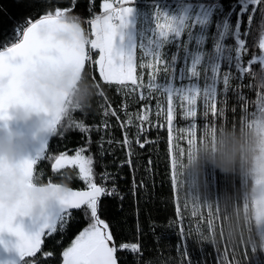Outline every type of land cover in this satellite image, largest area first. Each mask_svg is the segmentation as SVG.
I'll use <instances>...</instances> for the list:
<instances>
[{"label":"trees","instance_id":"trees-1","mask_svg":"<svg viewBox=\"0 0 264 264\" xmlns=\"http://www.w3.org/2000/svg\"><path fill=\"white\" fill-rule=\"evenodd\" d=\"M217 2L225 11L236 6L234 23L240 11L239 0ZM151 3L152 0H137L136 6L144 9ZM102 4L103 0H0V49L16 42L17 29L22 32L29 20L49 12L54 14L60 8L84 21L101 14ZM251 7L239 17L241 38L245 39L247 49L242 53L243 67H249V60L261 55L258 43L264 16L261 6H256L254 15ZM249 15H253L251 25ZM214 36L215 29H212L209 45ZM227 43L234 46L231 39ZM164 51L169 61L173 54L181 57L176 64L178 74L184 67L183 52L175 45H169ZM137 55L139 58V51ZM93 56H98V52L94 51ZM250 67L249 72L241 74L235 68V61L228 67L222 65L221 74L230 72V79L227 92L222 83L218 87L215 116L210 111L204 114L201 99L197 116L186 119L181 102L175 100L171 133L165 116L157 115L158 102L165 111L167 108L159 92L141 100L140 92L147 96V89L132 93L130 82L127 88L108 84L100 78L97 65L92 73L86 67L84 72L96 84V92L91 107L75 112L72 121L83 122L88 131L83 132L72 124L61 126L55 136L47 137L48 146L37 161L36 175L44 182L63 179L70 187L86 188L78 177V169L53 171L51 168L55 156L64 152L74 155L77 149H86L84 155L93 158L95 182L102 185L113 180L119 189L117 194L102 197L98 209L113 232L118 264H264V221L259 219L255 199L256 174L239 165L229 172H222L211 164L196 173L186 167L195 147L206 138L214 137L225 128L237 129L245 121L255 122L264 117V111L260 112L264 109V86L259 79L261 65L254 63ZM148 71L137 69L138 75L143 72L145 85ZM158 79L162 83L164 74ZM200 83H204L203 72ZM145 107L149 121L140 125L134 114L142 113ZM113 111L116 115L111 114ZM128 114H133L131 125L127 123ZM192 124L195 130L188 134ZM138 127L143 131L138 132ZM125 133L133 141L131 155L129 146L123 143ZM137 138L145 144L143 148L135 143ZM105 173L107 179H102ZM86 212V209L71 211L63 228L58 225L55 233H46L40 251L28 259L33 264H62L63 249L90 223ZM121 243H137L140 247L132 253L119 250ZM46 253L52 255L46 256Z\"/></svg>","mask_w":264,"mask_h":264},{"label":"snow or ice","instance_id":"snow-or-ice-1","mask_svg":"<svg viewBox=\"0 0 264 264\" xmlns=\"http://www.w3.org/2000/svg\"><path fill=\"white\" fill-rule=\"evenodd\" d=\"M136 4L137 0H103V14L91 19V34L87 35V40H81L79 36H74L71 42L53 39L55 30L66 27L59 22V18L67 13V9L57 8L54 14L49 12L34 22L29 20L22 32L17 29L16 42L0 50V120L8 118V110L12 105L31 102L23 90L24 75L30 67L37 63H71L77 70L85 71L86 62L92 61L90 50L98 51V58L93 63L98 66L99 76L104 82L124 88L130 82L132 93L147 89V96L143 91L140 92L141 100L150 98L153 92H159L164 97L166 111L158 102L157 115L165 116L170 133L176 109L174 101L177 99L181 102L186 119L197 116V105L201 99L205 115L209 111L214 116L217 114L218 87L222 83L227 92L230 79V72L221 74L222 65L228 67L235 61V68L243 74L251 70L252 64L259 63V79L261 86H264V20L261 21L258 43L261 55L249 60V67H243L242 53L247 49L245 39L241 38L239 18L248 11L249 6H252L253 15L257 11L256 6H261L260 11L264 16V0H239L240 11L236 13L234 23L232 17L236 6H232L231 11H225L217 0H152L144 9ZM253 15L248 16L249 25ZM212 29H215V36L209 45ZM185 35L186 40L183 39ZM244 35H247V31ZM230 39L234 46L227 43ZM169 45H175L178 51L183 52L184 67L179 69L178 74L176 64L181 57L173 54L170 61L166 59L164 50ZM138 68L149 70L146 85L143 72L137 73ZM202 72L203 85L200 83ZM162 73L164 80L161 83L158 77ZM111 114L116 115L114 111ZM134 115L140 125L149 121L147 107L142 113ZM127 123H133V114H128ZM72 124L83 132L88 131L83 122L71 121L69 125ZM194 130L195 124H192L187 130L188 134ZM142 131L143 128L138 127V132ZM57 132L54 130L51 136ZM123 143L129 146L131 155L133 141L128 139L127 133ZM135 143L141 148L145 146L139 138ZM47 146L45 143L22 162L29 176L36 174L35 166ZM85 151V148H79L74 155L61 153L55 156L51 168L53 171L70 167L78 169V177L86 184V189L73 190L69 187L39 216L29 214L22 205L5 208L0 204V264H33L28 258L35 257L40 251L45 234L55 233L58 225L63 228L71 216V210L80 209L87 210L85 216L90 218V223L63 249L62 264H118V248L113 232L98 214L101 198L112 195L114 189L108 191L95 182L93 158L84 155ZM101 178L107 179V173ZM47 183L54 184L51 180ZM139 247L137 243H121L119 250L136 253Z\"/></svg>","mask_w":264,"mask_h":264},{"label":"clouds","instance_id":"clouds-1","mask_svg":"<svg viewBox=\"0 0 264 264\" xmlns=\"http://www.w3.org/2000/svg\"><path fill=\"white\" fill-rule=\"evenodd\" d=\"M59 22L66 27L52 33L55 41L71 42L74 36L87 40L78 16L64 13ZM96 87L71 63H37L25 72L23 90L31 102L12 105L8 118L0 120V204L5 208L22 205L29 214L39 216L69 188L63 179L50 185L35 173L29 176L22 162L34 154L35 138L51 136L54 130L69 125L75 112L91 107ZM9 120L15 124L10 125ZM206 164L222 172L239 165L264 175V117L245 121L237 129L225 128L199 143L186 167L196 173Z\"/></svg>","mask_w":264,"mask_h":264},{"label":"rangeland","instance_id":"rangeland-1","mask_svg":"<svg viewBox=\"0 0 264 264\" xmlns=\"http://www.w3.org/2000/svg\"><path fill=\"white\" fill-rule=\"evenodd\" d=\"M254 185H255V199L257 203L258 216L259 219H261L263 222L264 221V175L256 174Z\"/></svg>","mask_w":264,"mask_h":264},{"label":"built area","instance_id":"built-area-1","mask_svg":"<svg viewBox=\"0 0 264 264\" xmlns=\"http://www.w3.org/2000/svg\"><path fill=\"white\" fill-rule=\"evenodd\" d=\"M101 14H103V12ZM101 14H99V15H101ZM82 26L85 29L87 35L90 36V34H91V25H90V23H88V24L82 23ZM94 51L95 50H90V55L91 56H93V52ZM90 63H91V61L86 62V66H88ZM109 179H111V177H109ZM103 183H102L101 186L105 187L108 191H113V189H114V192L113 193H116V192L119 191L118 186L115 183V181L112 180V182L110 184H106V182L104 184Z\"/></svg>","mask_w":264,"mask_h":264},{"label":"water","instance_id":"water-1","mask_svg":"<svg viewBox=\"0 0 264 264\" xmlns=\"http://www.w3.org/2000/svg\"><path fill=\"white\" fill-rule=\"evenodd\" d=\"M38 19V18H37ZM36 20V19H35ZM34 20V21H35ZM33 21V22H34ZM0 50H3V49H0ZM9 114H11V109H9ZM8 123L10 124V125H14L15 124V122L14 121H11V120H9L8 121ZM46 138L47 137H37V138H35L34 139V149H33V153H35L36 151H38L41 147H42V145H44L45 144V140H46ZM70 187V186H69ZM73 190H84V189H86V188H73V187H71ZM71 211H73V210H71Z\"/></svg>","mask_w":264,"mask_h":264},{"label":"bare ground","instance_id":"bare-ground-1","mask_svg":"<svg viewBox=\"0 0 264 264\" xmlns=\"http://www.w3.org/2000/svg\"><path fill=\"white\" fill-rule=\"evenodd\" d=\"M91 19H93V18H91ZM91 19H87V20H84V21H81V22H82V23H85V24H88V23H90ZM95 59H97V56H96V57L92 56V61H91V63H90L88 66H86L87 69L89 70V72H91V73H92L93 70H94V66H95V64L93 63V61H94ZM111 176H112V175H111ZM117 193H119V191L116 192V193H113V194H117Z\"/></svg>","mask_w":264,"mask_h":264},{"label":"crops","instance_id":"crops-1","mask_svg":"<svg viewBox=\"0 0 264 264\" xmlns=\"http://www.w3.org/2000/svg\"><path fill=\"white\" fill-rule=\"evenodd\" d=\"M96 51V50H95Z\"/></svg>","mask_w":264,"mask_h":264}]
</instances>
